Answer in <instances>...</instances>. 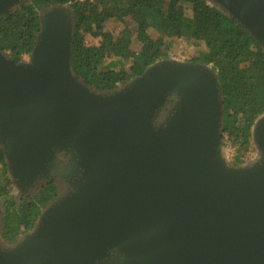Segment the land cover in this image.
I'll use <instances>...</instances> for the list:
<instances>
[{
  "label": "water",
  "instance_id": "95a60500",
  "mask_svg": "<svg viewBox=\"0 0 264 264\" xmlns=\"http://www.w3.org/2000/svg\"><path fill=\"white\" fill-rule=\"evenodd\" d=\"M22 1L0 0V17ZM209 1L264 48V0ZM71 48L61 6L40 17L27 61L0 52L7 171L22 188L53 174L66 185L29 233L0 243V264H264V114L256 160L232 166L208 67L162 60L102 94L72 75Z\"/></svg>",
  "mask_w": 264,
  "mask_h": 264
},
{
  "label": "trees",
  "instance_id": "16d2710c",
  "mask_svg": "<svg viewBox=\"0 0 264 264\" xmlns=\"http://www.w3.org/2000/svg\"><path fill=\"white\" fill-rule=\"evenodd\" d=\"M61 6L72 21L70 71L82 84L96 93H111L147 67L172 60L167 51L179 40L192 49L184 62L214 73L221 135L227 133L238 150H245L254 123L264 114V48L220 6L209 0H23L0 17V52L14 63L24 61L42 14ZM113 23L122 27L116 30ZM163 116L160 109L154 124ZM239 157H233L232 166L241 165ZM57 158L68 160V155ZM65 189L56 174L28 187L16 186L0 145V243L10 246L29 233Z\"/></svg>",
  "mask_w": 264,
  "mask_h": 264
},
{
  "label": "rangeland",
  "instance_id": "374dc122",
  "mask_svg": "<svg viewBox=\"0 0 264 264\" xmlns=\"http://www.w3.org/2000/svg\"><path fill=\"white\" fill-rule=\"evenodd\" d=\"M111 26H115L114 29L118 30L122 27L120 24L113 23ZM87 41L89 43H94L96 39H89L87 38ZM137 50L136 46L131 47V51L135 52ZM192 53V49L183 46L179 40H175V43H173V46L171 49L167 51V56L172 57V60L176 61H185L186 57ZM28 60V56L24 57V61ZM127 70V67L124 69ZM245 150H238L236 146L233 145L230 137L227 133H224L223 136L221 135V152L228 164L231 165V162L233 161V157L236 156V154H240L241 158L247 159L246 163L242 165H246L249 163H252L256 160L258 156L257 148L254 144V141L251 137V139L246 143Z\"/></svg>",
  "mask_w": 264,
  "mask_h": 264
},
{
  "label": "flooded vegetation",
  "instance_id": "af4514ba",
  "mask_svg": "<svg viewBox=\"0 0 264 264\" xmlns=\"http://www.w3.org/2000/svg\"><path fill=\"white\" fill-rule=\"evenodd\" d=\"M67 162V159L64 161H60V162H56L54 164V173H56L58 170H60V168H63L65 166V163Z\"/></svg>",
  "mask_w": 264,
  "mask_h": 264
},
{
  "label": "built area",
  "instance_id": "2783aa9c",
  "mask_svg": "<svg viewBox=\"0 0 264 264\" xmlns=\"http://www.w3.org/2000/svg\"><path fill=\"white\" fill-rule=\"evenodd\" d=\"M171 59H173V58L171 57ZM239 158H240V161H241V165L246 163L247 159H244V158H241V157H239Z\"/></svg>",
  "mask_w": 264,
  "mask_h": 264
}]
</instances>
